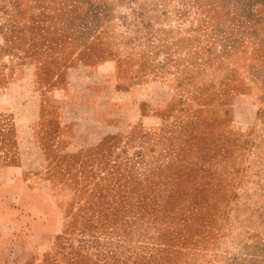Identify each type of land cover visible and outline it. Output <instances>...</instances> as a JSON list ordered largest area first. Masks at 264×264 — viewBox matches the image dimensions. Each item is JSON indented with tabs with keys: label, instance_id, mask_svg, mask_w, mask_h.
<instances>
[{
	"label": "rangeland",
	"instance_id": "rangeland-1",
	"mask_svg": "<svg viewBox=\"0 0 264 264\" xmlns=\"http://www.w3.org/2000/svg\"><path fill=\"white\" fill-rule=\"evenodd\" d=\"M79 89L137 120L66 150ZM0 185L41 264H264V0H0Z\"/></svg>",
	"mask_w": 264,
	"mask_h": 264
},
{
	"label": "crops",
	"instance_id": "crops-1",
	"mask_svg": "<svg viewBox=\"0 0 264 264\" xmlns=\"http://www.w3.org/2000/svg\"><path fill=\"white\" fill-rule=\"evenodd\" d=\"M63 89L69 91L68 88ZM89 90L93 91L91 87L87 86L86 91ZM77 92L76 101H67L66 105L73 107L76 111L84 109L85 113L88 114L82 116L77 113L75 115L76 119L73 118L72 133L65 146L66 150L70 152H76L80 148L96 146L106 136L120 133L121 125L130 127L138 118L134 110V108L138 109L137 104L126 105L120 110L112 107L108 108V106L104 109V116L98 117L99 99L84 96L81 90ZM60 119L63 120V124L67 128L66 122L70 124V120L65 121L66 119L63 116ZM78 120L86 123L91 121L96 126L84 125V129L75 131V128L79 127ZM21 193H23L22 190L16 188L6 190L5 185H0V264H41L39 259L40 257L44 258V243H48L49 235L53 234L51 233L53 231L48 228L49 214L44 212L40 217L39 214L34 212L29 213L27 209L30 208L31 204L27 205L23 200L16 201L15 199V195ZM42 244H44L42 247L44 249L38 250V246L40 247Z\"/></svg>",
	"mask_w": 264,
	"mask_h": 264
}]
</instances>
